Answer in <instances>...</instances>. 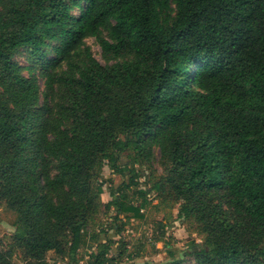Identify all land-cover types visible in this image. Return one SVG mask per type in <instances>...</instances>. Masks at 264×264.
Returning <instances> with one entry per match:
<instances>
[{"label":"trees","instance_id":"trees-1","mask_svg":"<svg viewBox=\"0 0 264 264\" xmlns=\"http://www.w3.org/2000/svg\"><path fill=\"white\" fill-rule=\"evenodd\" d=\"M105 162L129 176L105 204L121 237L158 193L204 236L196 264H264V0H0V264H79ZM99 235L88 264L113 263Z\"/></svg>","mask_w":264,"mask_h":264},{"label":"rangeland","instance_id":"rangeland-1","mask_svg":"<svg viewBox=\"0 0 264 264\" xmlns=\"http://www.w3.org/2000/svg\"><path fill=\"white\" fill-rule=\"evenodd\" d=\"M87 44L91 46L94 56L104 63L102 49L95 39H88ZM16 58L22 65L28 64L24 56L18 55ZM40 82L44 88V79L42 78ZM153 154L150 161H147L143 167H138L141 168L139 189L151 190L154 181L164 175V165L161 162L159 148H155ZM128 160L124 155L122 164H127ZM128 179L129 176H122L112 171L108 163L105 162L101 176L97 181V184L103 187V192L98 197L101 202L100 213L96 221L91 224L90 229L85 232L83 247L78 256L79 264H88L90 253L96 246L94 238L103 230H107L108 235L112 238L111 254L123 252L122 256L117 257L113 263L109 264H164L170 260L164 242H167L169 248L176 252V258L184 260L183 264H196L194 257L186 255V251L189 250L193 242L202 244L204 236L196 231V226L193 223L179 218V204L165 200L158 193L146 195L147 206L141 209L139 216L131 219V225L123 232L122 237L114 229H110L113 211L107 212L105 209V204L112 199L110 189L119 187ZM129 194L135 205L142 201V198H138L139 195L135 189L129 190ZM17 221V213L8 209L0 201V240L4 246L10 243L11 236L16 230ZM100 236L102 242L106 240V235L101 234ZM46 260L48 264L68 262L67 258L62 260L54 251L47 254ZM14 262L15 264H26L20 252L15 255Z\"/></svg>","mask_w":264,"mask_h":264}]
</instances>
